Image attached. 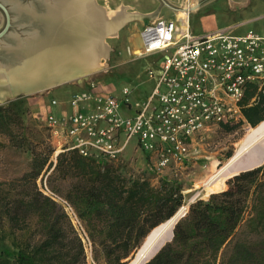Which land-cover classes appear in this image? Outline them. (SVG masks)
<instances>
[{
	"label": "trees",
	"instance_id": "trees-1",
	"mask_svg": "<svg viewBox=\"0 0 264 264\" xmlns=\"http://www.w3.org/2000/svg\"><path fill=\"white\" fill-rule=\"evenodd\" d=\"M247 89L250 95L258 90L256 85ZM241 103L251 127L264 120V86L255 104ZM27 113L24 99L0 104V133L33 155L21 176L0 181V264H87L80 232L64 208L38 186L43 172L51 171L50 184L70 179L63 197L83 224L94 260L102 256L105 264H127L149 233L185 203L182 188L173 181L159 178L154 184L149 177L134 176L124 160L101 162L66 150L54 162L55 146L30 141ZM242 124V118L228 121L219 130L234 132ZM249 168L255 169L229 179L227 189L192 203L167 240L172 241L146 264H264V162L236 171ZM231 241L230 251L223 253Z\"/></svg>",
	"mask_w": 264,
	"mask_h": 264
},
{
	"label": "built area",
	"instance_id": "built-area-1",
	"mask_svg": "<svg viewBox=\"0 0 264 264\" xmlns=\"http://www.w3.org/2000/svg\"><path fill=\"white\" fill-rule=\"evenodd\" d=\"M140 38L137 56L164 54L159 68L149 69L156 80L150 97L133 103L128 86L117 94L89 82L65 102L52 98L44 121L56 140V156L75 150L101 162L123 160L135 141L146 170L163 175L195 154L200 135L241 118L240 102L249 85L264 86V35L254 30L235 34L228 27L195 36L181 31L176 20L160 18L144 25ZM59 106L60 112L51 110ZM42 191L64 208L84 243H90L75 209L48 188L47 178Z\"/></svg>",
	"mask_w": 264,
	"mask_h": 264
},
{
	"label": "rangeland",
	"instance_id": "rangeland-1",
	"mask_svg": "<svg viewBox=\"0 0 264 264\" xmlns=\"http://www.w3.org/2000/svg\"><path fill=\"white\" fill-rule=\"evenodd\" d=\"M13 1H20L19 4L22 10H24L25 6H28L27 8L29 11H33L35 8L37 14H42L46 11L44 5L45 1L57 5L56 2L58 0H9L5 5L8 8H12L14 5L11 2ZM251 1V5H239L229 0H216L209 7H205V9L200 12L193 11L189 13L188 20L192 28V33L203 36L207 34L206 32H211V30H222L226 27H233L235 34H240L242 31L245 33L249 30H254L264 35V0ZM96 3L101 8L103 7L105 10L108 9L111 12L109 4H106L107 0H97ZM182 10L183 8L178 12ZM11 17L13 22L10 33L13 36H19L25 39L30 37L33 32H40L41 30L40 27L33 24L31 18L28 16H21L16 11H12ZM107 17L111 18L109 15H107ZM4 25L5 17L0 11V30ZM133 26V23H128L122 29H119L117 33L104 40L109 47L108 54L105 56L107 58H101V67L94 73L42 92L17 98L27 101L28 113L25 117V124L27 127L26 133L32 143L47 141L54 146L56 140L51 138L44 121V118H46V115L50 111L48 108L50 100L56 98L59 102H65L73 92L82 89L89 82L98 83L110 90H114L117 94H121L123 87L128 86L131 90L129 98L133 103L137 101H147L156 85V80L149 77V69L152 68L156 71L159 65L164 61V54L157 53L144 57L137 56L141 51V40L140 38H136L133 43L131 42L132 39L130 35ZM11 45H13V43L9 38L0 41V48H6ZM7 56L5 52L0 53V65L5 63V57ZM58 108L61 107H55V109L53 108L51 110L56 112ZM248 127L249 125L244 123L234 132H222L218 128L216 131L200 135L196 141L195 154H192L182 166L174 170H169L167 173L161 174L160 176L146 170V161L143 153L134 151L136 145L135 141L131 142L125 152V158L123 160L127 163L129 173L134 176L143 175L149 177L154 184L158 183L159 178L173 181L182 188L186 201L194 195L195 189L199 188L206 181L208 178V171L211 167H221L228 160V153L234 154L238 148L239 142L244 138ZM20 131L21 130H19L18 133H20ZM32 156L30 149L13 146L7 135L0 133V181H8L21 176L28 170L32 161ZM55 156L56 151L52 157L54 162ZM262 161L264 162V159H262ZM50 172H48L47 175H44L43 172L38 179V186L41 190H43L44 180L48 177ZM232 173L233 171L225 177L224 186L222 188L212 187L208 195L201 199L208 200L210 197L209 195L212 193L227 189V178ZM47 185L52 192L63 197L70 185V179H58L54 184H50L47 181ZM242 229L243 226L238 230L237 234H239ZM232 245L233 241L224 247L223 253H228ZM85 246L87 264H105L102 256L99 260H94L90 243L85 244ZM134 255L126 259L127 264L132 260Z\"/></svg>",
	"mask_w": 264,
	"mask_h": 264
},
{
	"label": "bare ground",
	"instance_id": "bare-ground-1",
	"mask_svg": "<svg viewBox=\"0 0 264 264\" xmlns=\"http://www.w3.org/2000/svg\"><path fill=\"white\" fill-rule=\"evenodd\" d=\"M66 2L60 3L56 2L57 5L54 6L56 10L54 12H50L47 17H44L46 21L48 22L47 27L48 30H54L52 22L55 20H58V17H60L62 14L66 15L64 12L67 11L66 9H69L70 16H76L78 17V14L85 16L88 15L87 9H90L93 5V0H65ZM18 7L21 9V6L19 3H17ZM98 5V4H97ZM57 6L61 7L59 10H57ZM94 6V5H93ZM197 6V5H196ZM28 6H25L24 9H28ZM53 8V9H54ZM63 8V9H62ZM194 9V8H193ZM32 10V9H31ZM47 10V6H46ZM189 7L187 5L183 7V10L181 12H177V15L182 17L179 22L181 23V31H187L188 27V16H189ZM22 11V9H21ZM62 11V12H61ZM95 13L100 15L98 17L97 27L100 32L95 31V35L97 37L90 38V34L87 32L82 33L87 38L84 39V43L78 42L77 44L66 45L64 46L61 42H57L53 40L48 44L50 45V49H57L61 53L62 59H59L54 64V67H60V71L57 73V77L61 78L60 82L52 85L51 87L44 89L42 91L48 90L50 88H53L55 86L61 85L63 83L73 81L75 79H81L84 78L95 71H97L101 65L100 61L102 57L107 56L109 47L104 42L103 39H99L98 36L101 34V32H106V34H109L115 30L116 27H120L121 24L124 23L123 16L117 15L114 18L107 17L105 11L98 5L97 8H95ZM104 13L105 17L101 15V13ZM107 17V18H106ZM46 28V27H45ZM97 30V31H98ZM118 30V29H117ZM36 33L33 32V34L25 38L24 40L29 41L30 43L32 41L37 40ZM141 40V38H140ZM143 42L141 40V47H143ZM39 44H29L28 47H31L30 49H40V52L36 50H30L28 51L30 54H34L39 59L45 57V51L49 50L47 47V44L41 43L39 47H33L38 46ZM32 51V52H31ZM35 58V57H34ZM107 58V57H105ZM52 61V60H50ZM53 67V68H54ZM56 68V67H55ZM56 73L53 75L55 76ZM7 80V81H6ZM8 81H12L9 78H7L6 73L3 72L2 65H0V103L3 101H6L4 99V95L10 93V87ZM41 91V92H42ZM31 94V93H30ZM3 96V97H2ZM244 156L245 159L243 163L239 165L238 168L232 169L233 161L240 158L241 156ZM264 159V121L259 123L256 127L249 126L247 129L246 134L244 135V138L239 142L238 148L234 152L231 157L221 166V167H211L208 171V178L206 181L197 189H195L194 195H192L190 198H188L185 203L180 207V212H184L187 209V205L189 202H191L194 199L206 197L208 193L210 192V189L212 187L222 188L224 186V179L225 177L230 174L232 171H236L237 169L250 165L258 160ZM188 191V190H187ZM210 196V195H209ZM172 219V218H171ZM167 220L164 223L160 224L158 227L154 228L149 235L145 238L140 248L137 250L135 256L132 258V260L128 264H144V262L150 258L152 255H154L159 247L164 243L167 242V240L170 238L171 234L173 235V224L171 225L173 220ZM171 225L167 231L163 235H159L160 232Z\"/></svg>",
	"mask_w": 264,
	"mask_h": 264
},
{
	"label": "water",
	"instance_id": "water-1",
	"mask_svg": "<svg viewBox=\"0 0 264 264\" xmlns=\"http://www.w3.org/2000/svg\"><path fill=\"white\" fill-rule=\"evenodd\" d=\"M8 1L9 0H0V11L3 13L5 17V25L0 30V41H2L3 39L9 38L12 40L13 45L8 46L6 48H0V53L5 52L8 55L7 57H5V63L2 64V68H3V72L6 73L7 78H9L12 81L10 82L8 81L9 87H10V93L4 95V99L5 98H8V99H6V101L1 102L0 104H6L22 96H27V95L41 92L42 90L47 89L51 87L52 85H55L60 82L61 78L56 76L57 73L60 71V67L55 66L56 67L55 68L54 64L57 61H59V59H62L61 54H60L61 52L57 49L51 50L50 45L48 46L50 42L55 40L57 42H61L64 46L66 45L72 46L73 44H77L78 42H81L83 44L84 39H86L87 37L81 34L80 31L82 33L87 32V31L88 33H91L90 38L97 37V35H95V31L100 32V30H98V27H97L98 17L100 15L96 14L94 11L95 8L98 7L96 0H93L94 6L92 5L90 9L86 10L88 12L87 16H85L87 13L83 15L78 14V17L76 18L75 15L70 16L69 13H66V12H69L68 11L69 9H66L67 11L64 12L66 15L62 14L60 17H58L57 21L55 20L54 22H52L54 30H51V31L48 30V27H47L48 22L46 21V19H44V17H47L49 13H51L52 11L54 12V10H56L53 6L55 4H52L49 1L48 2L45 1L44 5L45 7L47 6V10L42 14H37V11L35 8L33 11H29L26 8L21 11V9L17 5V3H19L20 1L11 2L14 6H12V8H8L5 5V3ZM31 1H34V0H31ZM58 2L63 3L66 1L58 0ZM50 7L52 8L51 12L49 10ZM59 8L61 7L57 6V10H59ZM12 11H16L21 16L23 15V16L30 17L33 24L40 27L41 29L40 32H34L36 33V36H38L35 42L32 41L30 43L29 41H26L20 38L19 36L11 35L10 29L12 27V22H13L12 17H11ZM101 15L105 17L103 12L101 13ZM119 28L120 27H116L115 30L109 34H106V32H101L98 38L105 40L107 37L114 35L118 31L117 29ZM41 43L47 44L48 46L47 48L49 50L47 49L44 50L46 53L45 57L42 58L41 56V58L39 59V57H37L34 54H30L28 51L36 50L40 52L41 48L40 49L39 48L30 49L31 47H28V46L29 44H39L40 45ZM39 45L33 46V47H39ZM54 73H56L55 76L53 75ZM263 121L264 120H262L261 122ZM244 159L245 157L242 155L240 158L234 160L232 164V169L238 168L239 165L243 163ZM261 166L263 165H259L255 168H258ZM255 168L238 170L235 173H233L231 176H229L227 178V181L242 172L253 170ZM196 200L197 199H194L188 203L186 211L180 212V210H178L175 213V215L171 217L172 219L170 218L171 220H173L171 223V225L173 224V229L178 224V222L186 216V214L189 211L190 205L194 203ZM171 225L164 228L160 232L159 235H163ZM173 236H174V232H173ZM171 241L172 240L168 242H171ZM168 242H164L159 247L157 252L154 255H152L150 258H148L144 262V264L149 262Z\"/></svg>",
	"mask_w": 264,
	"mask_h": 264
},
{
	"label": "crops",
	"instance_id": "crops-1",
	"mask_svg": "<svg viewBox=\"0 0 264 264\" xmlns=\"http://www.w3.org/2000/svg\"><path fill=\"white\" fill-rule=\"evenodd\" d=\"M215 1L216 0H107L106 4L107 5L109 4V8L111 12L108 9L105 10V8L103 7L102 8L105 10V12H107L106 15H109L111 18L117 15L123 16L122 18L124 20V23L121 24L119 29H122L128 23L134 24L133 30L130 35L132 39L131 42L133 43V41L136 38H140V31L144 25L149 24L157 19L163 18V19L176 20L179 25V28L181 29V23L179 22V20L182 17L177 15V12L181 8L187 5V7H189L190 9L189 10L190 13H192L193 11L200 12L201 10H204L205 7H209ZM229 1L234 4H239V5H246V4L251 5L252 4L251 0H229ZM187 31H189L192 35H195V36L200 35V34L197 35V34L192 33L190 22H188ZM214 31H217V30H211V32H214ZM206 33H210V32H206ZM243 33H244L243 31L240 32V34H243ZM140 57H144V56H140ZM251 85H256L258 90H257V93H254L253 95H250L252 94L251 90L249 89L246 90L245 95L241 101L242 102L241 104L246 107H250L253 104H255L258 98V92H259L260 87L258 86V84H251ZM110 91H114V90H110ZM248 95L250 96L247 98ZM56 111L60 112L61 109L58 108L56 109ZM241 118L244 120V123L251 126L242 113H241Z\"/></svg>",
	"mask_w": 264,
	"mask_h": 264
}]
</instances>
